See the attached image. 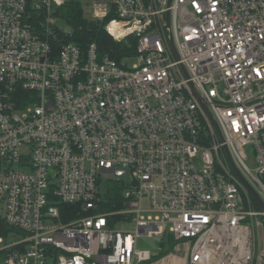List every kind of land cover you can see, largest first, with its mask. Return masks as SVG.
<instances>
[{
	"label": "built area",
	"instance_id": "built-area-1",
	"mask_svg": "<svg viewBox=\"0 0 264 264\" xmlns=\"http://www.w3.org/2000/svg\"><path fill=\"white\" fill-rule=\"evenodd\" d=\"M70 1L0 0V264H254L264 211L224 147L264 204V0H86L130 69L67 41Z\"/></svg>",
	"mask_w": 264,
	"mask_h": 264
},
{
	"label": "trees",
	"instance_id": "trees-1",
	"mask_svg": "<svg viewBox=\"0 0 264 264\" xmlns=\"http://www.w3.org/2000/svg\"><path fill=\"white\" fill-rule=\"evenodd\" d=\"M59 14L61 18H63L73 29V35L68 38V42H72L83 49H85L88 44L95 43L101 56L108 55L116 61H120L124 55L132 53L135 43L134 39H128V43H116L104 31L103 24L107 23L111 17H108L103 24H93L90 20L84 17L79 0H71L65 7L61 9ZM114 196H120V187H117ZM116 206L119 207L120 205ZM110 209L114 208L110 206L105 210L107 211ZM62 211H64V207H62ZM5 231L6 227L1 223L0 234H4ZM164 243L165 242H162L160 244L162 249L160 252H158L157 256L152 259V261L160 259L172 249V243H169L168 245Z\"/></svg>",
	"mask_w": 264,
	"mask_h": 264
},
{
	"label": "rangeland",
	"instance_id": "rangeland-1",
	"mask_svg": "<svg viewBox=\"0 0 264 264\" xmlns=\"http://www.w3.org/2000/svg\"><path fill=\"white\" fill-rule=\"evenodd\" d=\"M80 6L82 7L84 17L88 20L90 17V14L88 13L86 9V0H79ZM56 27L59 29H62L65 31L66 34H69L70 36L73 35V29L69 26V24L61 17L56 19ZM120 63L122 66H126L127 68H131L135 64V58L133 56H127L124 55L120 59ZM101 184L99 187V193L102 196H105L109 190H111V187H117L119 183H122V188H126L130 184V177L129 175L124 176L122 179L117 180L114 176L109 174H102ZM120 181V182H119ZM135 228V224L133 222H127L123 225H120L117 227L118 230L121 231H129L133 232ZM11 237V236H10ZM13 237V236H12ZM18 237H16L17 239ZM160 241L155 238H148L146 236H142L137 239L136 246L138 250L143 251H151L152 253L157 250V247L161 244ZM165 244V243H164ZM264 253V235L260 233V235L255 239V245H254V264H264V256L262 257V260H259V256ZM165 256V255H164ZM162 256V257H164ZM161 257V258H162ZM179 264H182V260L178 261ZM146 264V263H141ZM157 264H165V262L157 263Z\"/></svg>",
	"mask_w": 264,
	"mask_h": 264
},
{
	"label": "water",
	"instance_id": "water-1",
	"mask_svg": "<svg viewBox=\"0 0 264 264\" xmlns=\"http://www.w3.org/2000/svg\"><path fill=\"white\" fill-rule=\"evenodd\" d=\"M170 2H171V0H168V5H170ZM166 21H167V24L169 25V13L166 14ZM204 110H205L208 118L210 119V122L212 123L213 127L215 128L220 142H223V138L221 136V133H220V130H219L218 126H217V123L213 119L211 113L209 112V110L207 109L206 106H204ZM224 150H225V154H226L227 160H228V162H229L234 174L236 175V177L238 178L240 183L244 186V188L248 191V193L253 197V199L256 201V203L259 205V207L264 211L263 202L261 201V199L259 198L257 193L249 186V184L241 176L239 170L237 169L236 165L234 164V162L232 160V157H231V155H230V153H229V151L227 150L226 147H224Z\"/></svg>",
	"mask_w": 264,
	"mask_h": 264
}]
</instances>
